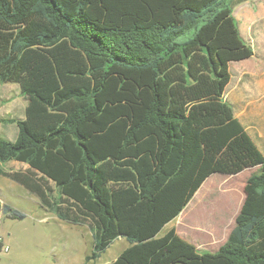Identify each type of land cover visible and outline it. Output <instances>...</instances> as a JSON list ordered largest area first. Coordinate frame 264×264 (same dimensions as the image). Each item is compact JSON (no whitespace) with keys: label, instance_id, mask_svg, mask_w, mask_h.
<instances>
[{"label":"trees","instance_id":"1","mask_svg":"<svg viewBox=\"0 0 264 264\" xmlns=\"http://www.w3.org/2000/svg\"><path fill=\"white\" fill-rule=\"evenodd\" d=\"M252 55L231 0H0V83L27 100L0 164H28L0 174L87 225L85 262L124 236L110 264H264V155L223 97ZM253 166L217 251L157 235L210 174Z\"/></svg>","mask_w":264,"mask_h":264},{"label":"crops","instance_id":"2","mask_svg":"<svg viewBox=\"0 0 264 264\" xmlns=\"http://www.w3.org/2000/svg\"><path fill=\"white\" fill-rule=\"evenodd\" d=\"M238 5L244 6L243 10L232 16L237 23V27L241 37L252 47L254 56L252 55L253 58L251 59H248L251 57L250 56L248 58L238 60L237 62H230L229 70L232 66L231 64H237L234 68L238 71L241 70L242 72H246V70H249L250 83L252 79V85L251 87L249 86L248 91L250 97H248L247 99L242 98V100L244 101L236 109H234L233 105L230 102L229 103L233 107L235 117H237L257 148L264 155V49L260 50L259 48H256L255 41H253L254 34L252 33L253 25H255L258 21L264 22V0H234L232 9L234 6ZM248 15L251 16L250 20L247 18ZM247 66L248 68L245 69V67ZM229 73L230 79L225 89L230 85L232 81L231 72L229 71ZM13 85L17 86L20 90V87L17 83H13ZM26 105L27 100L24 97L22 108L20 110L11 109V117H9L8 119H24ZM11 123H13L14 128L10 129H8L7 127H3L0 124V137H3L10 141H14L17 136L18 128L15 122ZM0 165L5 170H24L28 167L27 163L16 160H10ZM258 167L259 166L249 167L246 168V170L244 169V171L242 170L236 174L231 175L215 172L216 174L221 175V177L217 178V181H215L214 183L217 188H219L217 192H214V194L218 192H220L221 194H219L213 200L206 201L205 199L210 195L209 187L213 183H209L205 191L202 190V188L203 186H206L205 184L206 181H208L207 179H209L208 177L215 173L210 174L197 188L192 197L179 211V213L171 220L166 222L157 235L161 236L168 230L174 229L178 236L193 244L198 252L217 251L218 248L227 240L231 229L235 225V218L240 211L245 196L244 184L246 182V179L251 175V173L255 172ZM241 172H243V174L239 175ZM234 177L239 178L237 181H235L233 179ZM7 178L10 181L16 182L9 177L0 174V220L7 216L6 212L3 211L2 204L3 206L6 205L8 207L11 205L8 199L5 198L3 192L5 185L11 184L9 181H7ZM4 183L6 184L4 185ZM211 193L213 194V192ZM227 193H230L231 195L227 197ZM219 198H223L224 200H219ZM9 236L10 234L8 233L7 237H5L2 234L0 228V253L4 248L8 247V244H10ZM115 242H120L121 247L113 256L111 262L126 247L131 245L126 237L118 236L103 252L108 250L109 247L114 246V244H116ZM88 253L89 252H87L86 255ZM92 262L93 261L85 262L84 260V264H91Z\"/></svg>","mask_w":264,"mask_h":264},{"label":"rangeland","instance_id":"3","mask_svg":"<svg viewBox=\"0 0 264 264\" xmlns=\"http://www.w3.org/2000/svg\"><path fill=\"white\" fill-rule=\"evenodd\" d=\"M233 3L234 0H231V5ZM243 8L244 6H234L232 15H236ZM247 18L250 20L251 16L248 15ZM252 29L256 48L263 50L264 22L258 21ZM231 65L229 71L232 81L225 89L223 97L236 109L244 101L242 98L250 97L248 91L249 86L252 85V79L250 83L249 70L238 71L234 68L237 64ZM247 68L248 66L245 67V69ZM23 99L19 88L13 83H0V124L3 127L14 128L13 123L7 122L6 119L11 117V109L20 110L22 108ZM219 177L221 175L216 173L210 175L206 186H203L202 190L205 191L207 185L213 183L209 187L213 194L210 193L205 199L206 201L213 200L221 194L220 192L214 194L219 189L214 184ZM239 177L233 179L237 181ZM7 181L11 184L4 183L6 185L3 192L11 204L9 208L19 211L23 215L21 218L5 216L0 220L2 234L5 237L8 233L10 234V244H8L7 250L3 249L0 253V264H84V256L90 252L93 246L92 233L87 225L75 226L60 220L53 211L41 205L34 193L8 178ZM226 195L229 197L231 194L227 193ZM219 200L224 199L219 198ZM2 207H4L3 204ZM115 243L92 263L109 264L121 247L120 242Z\"/></svg>","mask_w":264,"mask_h":264},{"label":"built area","instance_id":"4","mask_svg":"<svg viewBox=\"0 0 264 264\" xmlns=\"http://www.w3.org/2000/svg\"><path fill=\"white\" fill-rule=\"evenodd\" d=\"M4 250H7V248H4Z\"/></svg>","mask_w":264,"mask_h":264}]
</instances>
